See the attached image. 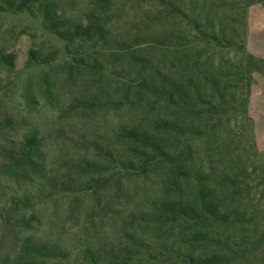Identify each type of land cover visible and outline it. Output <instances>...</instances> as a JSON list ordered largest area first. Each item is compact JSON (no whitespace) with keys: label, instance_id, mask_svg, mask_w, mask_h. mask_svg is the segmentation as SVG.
I'll return each mask as SVG.
<instances>
[{"label":"rangeland","instance_id":"1","mask_svg":"<svg viewBox=\"0 0 264 264\" xmlns=\"http://www.w3.org/2000/svg\"><path fill=\"white\" fill-rule=\"evenodd\" d=\"M49 1L66 24L92 19L106 35L63 41L40 16L0 7V55L13 56L12 66L0 58V264H29L21 253L37 241L55 250L37 264H183L228 252L191 241L198 231L248 247L264 232V149L249 110L264 59L246 49L247 0H170L232 46L191 29L178 9L164 19L156 0ZM157 70L195 83L196 108L211 101L220 111L159 107L138 92ZM160 119L176 164L149 161L123 139L124 127L125 136L132 126L159 134ZM208 192L234 222L155 223L165 202L198 205ZM229 260L264 264V242Z\"/></svg>","mask_w":264,"mask_h":264},{"label":"trees","instance_id":"2","mask_svg":"<svg viewBox=\"0 0 264 264\" xmlns=\"http://www.w3.org/2000/svg\"><path fill=\"white\" fill-rule=\"evenodd\" d=\"M156 1L163 7L161 10V15L164 19H167V14L172 13L174 8L175 10L178 9L177 12L179 18L183 20L185 24L191 29L202 34L209 40L225 43L226 45H233V40H228L227 38H215V34L212 30L209 32L205 30V28L197 19L185 12L183 8H180L179 6L176 8L173 5V2H171L170 0ZM262 1L263 0H247L246 5L250 6L253 3H259ZM0 7L4 11H12L18 13L26 12L28 14L40 16L45 29L63 41L79 40L82 42H92L95 44H99L101 40L104 41L106 35L105 25L95 22L92 19L86 21L85 23L73 22V24H66V20H64L62 15L56 12L53 2L49 0H0ZM169 9L171 10L168 11ZM170 43L171 42L169 41L168 34H166L165 32V34H163L162 38L159 40L158 45L159 48L165 50ZM0 58L1 61L6 65L12 66L13 56L11 54H1ZM29 59L31 61L37 62V64L45 62V60H39L36 51L30 52ZM136 59H142L140 60V62L142 61L143 64L147 63L145 60H143V58ZM259 60L262 61V59ZM183 61L186 62V59H183ZM239 69L241 72H252L258 70L259 68ZM248 79L251 80L250 77H248ZM187 81H194V79L192 77H189L187 78ZM184 84L185 83L180 84L176 79L171 78L167 72L157 70L154 76L150 75L148 79L146 78V81L143 83V85L138 87V92L143 91L148 99L155 98L156 102H158L159 104V107L167 109L169 106H172L176 109L177 112L183 115L196 116L198 113H200V111L210 112V114H217L220 111L217 108H220V105L214 106L211 101L205 102V106H202L203 108H196L198 104L197 98L199 97V93L197 92L196 88L197 85H195V83L194 85ZM157 127L159 134H155L152 131L140 128L138 126H132L128 128L126 136L124 127L122 132L123 139L125 140L126 137V140L130 145L138 146V153L145 158H149V161L156 160L160 164H166L170 162L176 164L178 159L171 158L170 153L166 150L167 138L164 135L170 129L167 120L160 119ZM120 165H122L123 169H125V161ZM133 167L134 165L130 163L129 166L126 167V169H131ZM207 194L209 195L204 194V196L200 199L201 202H199L198 205H190L186 203L184 204L182 200L165 202L161 207V216L155 218V223H157L158 225L177 224L180 226H189L191 224H199L200 221L204 223L206 222L207 225H227L234 222L235 218L231 217V214H229L227 210L220 209L218 205L214 204L211 201L213 193L208 192ZM191 241H203L208 243L210 242L217 245L219 247V250H223L225 248L228 252H219V254H212L209 256H204L202 258H191V263L186 262V260L182 259L183 264L184 262L185 264H223L225 262H229L230 257H233L234 259V257L242 255L245 249L250 251L251 249H257V247H259L260 244L264 242V232H262L258 238L250 240V242H246L248 247H243L242 244L239 243L232 244L235 242L228 238H209L207 235H203L199 231L192 234ZM53 251H55L54 247H52L49 243L45 241H37L33 242L30 245L26 244L23 252L21 253V257L25 258L27 260V263L29 264H37L36 262H31V259L32 261H35L40 257L51 256L53 255ZM40 264H42V262H40Z\"/></svg>","mask_w":264,"mask_h":264},{"label":"crops","instance_id":"3","mask_svg":"<svg viewBox=\"0 0 264 264\" xmlns=\"http://www.w3.org/2000/svg\"><path fill=\"white\" fill-rule=\"evenodd\" d=\"M246 49L253 56L264 59V7L251 5L247 15ZM250 114L261 150L264 149V80L256 79L251 90ZM256 140V139H255Z\"/></svg>","mask_w":264,"mask_h":264}]
</instances>
